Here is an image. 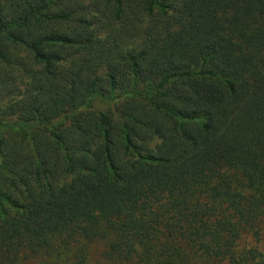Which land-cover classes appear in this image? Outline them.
<instances>
[{
  "label": "trees",
  "instance_id": "obj_1",
  "mask_svg": "<svg viewBox=\"0 0 264 264\" xmlns=\"http://www.w3.org/2000/svg\"><path fill=\"white\" fill-rule=\"evenodd\" d=\"M102 227L264 264V0H0V264Z\"/></svg>",
  "mask_w": 264,
  "mask_h": 264
},
{
  "label": "rangeland",
  "instance_id": "obj_2",
  "mask_svg": "<svg viewBox=\"0 0 264 264\" xmlns=\"http://www.w3.org/2000/svg\"><path fill=\"white\" fill-rule=\"evenodd\" d=\"M91 107L95 111L104 112L112 119L116 118L114 103L95 97L91 101ZM104 227V226H103ZM90 238L76 237L68 243H62L63 238L53 242L51 246L42 252L27 259H20L14 263L6 264H40L41 261L48 264H143L140 261V246L134 244L133 251L122 252L114 247L118 240L111 231H104ZM189 264L190 257L186 258Z\"/></svg>",
  "mask_w": 264,
  "mask_h": 264
}]
</instances>
